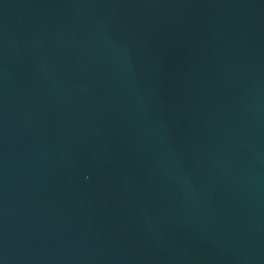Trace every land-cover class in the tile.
<instances>
[{"label":"water","instance_id":"water-1","mask_svg":"<svg viewBox=\"0 0 264 264\" xmlns=\"http://www.w3.org/2000/svg\"><path fill=\"white\" fill-rule=\"evenodd\" d=\"M0 264H264V0H0Z\"/></svg>","mask_w":264,"mask_h":264}]
</instances>
